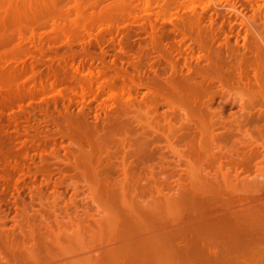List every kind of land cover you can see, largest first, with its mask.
<instances>
[{
    "label": "rangeland",
    "instance_id": "1",
    "mask_svg": "<svg viewBox=\"0 0 264 264\" xmlns=\"http://www.w3.org/2000/svg\"><path fill=\"white\" fill-rule=\"evenodd\" d=\"M60 2L0 4V264H96L124 243L97 242L117 202L164 200L200 172L262 189L264 148L236 145L263 143L264 117L244 114L264 110V0Z\"/></svg>",
    "mask_w": 264,
    "mask_h": 264
},
{
    "label": "bare ground",
    "instance_id": "2",
    "mask_svg": "<svg viewBox=\"0 0 264 264\" xmlns=\"http://www.w3.org/2000/svg\"><path fill=\"white\" fill-rule=\"evenodd\" d=\"M4 1L5 2L7 1L6 6H5L6 3L4 4ZM18 1L19 0H16V1L12 0V2H11L8 0H3L2 3H0V4H2L4 6V8L7 7L6 9L8 11H11V10L13 11V9L19 10L21 5H24V4H28V6L26 5L27 6L26 8H28L29 6L35 7L36 4H40V5L43 4V3H40V2H43L42 0L41 1L39 0L40 1L39 3H36L34 0H32V2L30 0L29 1L27 0L26 2H25V0L24 1L20 0L21 2H23V4H21V5H20L21 2L19 1L20 2L19 3ZM61 1H64V0H61ZM0 2H1V0H0ZM29 2L33 3V5H29V4H31ZM34 2H35V4H34ZM37 2H38V0H37ZM45 2H46V0H44L43 5L48 6V8H50L51 6L49 7L48 0H47L48 4ZM49 2H52V4H50V5L54 6L52 8H57L59 6V4L62 3V2H60V0H51V1L49 0ZM57 4H58V6H57ZM80 4L82 5V2L80 3V0H72V4H70L69 10H71L70 8H72L73 10L75 9L76 12H78L80 14V9L83 6L82 5L80 7ZM148 4H150V3H148ZM2 5L0 7H3ZM89 5H91V4H89ZM95 5H97V4H95ZM17 6H18V9H17ZM68 6H69V4H68ZM11 7H12V9H11ZM23 7H25V6H23ZM112 7H113V5H112ZM45 8H47V7H45ZM63 8H65V7H63ZM114 8H116V7H114ZM83 9H84V7H83ZM81 11H82V9H81ZM105 11H107V10H105ZM99 12H101V11H99ZM7 13H9V12H7ZM15 13H17V12H15ZM19 14H20V12H19ZM19 14L17 13L16 15H19ZM81 14H83V13H81ZM102 14H104V13H102ZM96 16H97V14H96ZM17 17H19V16H17ZM78 17H80V16H78ZM75 18H77V17H75ZM18 19H20V18H18ZM68 19H69V21H72V20H70V18H68ZM14 20H15V18H14ZM243 47H245V46H243ZM241 107H243V106H241ZM187 110H189V109H187ZM198 110H199V108H198ZM250 111H253V110H250ZM187 112L188 111H186V113ZM188 113H190V112H188ZM244 115L246 116L245 117L246 122L250 123V121L255 119V117L257 118V120L262 119L264 117V110H262V108H259L255 112H248ZM187 117L189 119V116H187ZM212 120H213V118H212ZM212 120H211V122H212ZM192 123H194V122H192ZM201 125L203 127V124H201ZM201 125H198V126H200V129H198L200 131H201ZM198 126L196 128H199ZM203 128H205V126ZM210 129H212V127ZM198 130H195V131L197 132ZM229 130H231V128ZM259 130H262V129L260 128ZM204 131H206V129ZM212 131H213V129H212ZM212 131H210V132H212ZM210 132H206V133H210ZM260 132H262V131H260ZM219 133H221V132H219ZM263 133H264V129H263ZM202 134H204V133L202 132ZM227 134H231V133L227 132ZM219 136H220V134L218 135V137ZM227 136H230V135H227ZM215 137H216V134H215V136H212V139H210V140L215 141ZM230 137H232V136H230ZM208 138H210V137L208 136ZM208 138H207V140H208ZM226 138H224V139H226ZM261 138L263 140L262 144H260L257 140L249 141V140L240 139L237 141L236 146H238V144H239V145L243 146L242 148H244V147L250 148L248 155H245L244 154L245 152L243 153L246 156V158H247V156H248V158H250L249 156H251V157L257 156L258 154H260V149H259L260 146L262 148H264V139H263L264 137H261ZM229 139L230 138H228V140ZM190 141L193 142L194 140H190ZM194 142L196 143V141H194ZM197 143L199 144L198 146L203 148V146H201V145H203L204 140H199ZM233 143H235V141ZM194 146H195V144L192 147H194ZM236 146H234V148H233L234 150H236L235 149ZM241 146H239V147L241 148ZM239 147H237V148H239ZM198 148L199 147H197V149H196V147H195L196 150H198ZM205 149H206V147H205ZM196 150L193 149L194 152ZM210 150H212V148ZM222 151H224V150H222ZM199 152L196 151V153H199ZM203 153H206V152L203 151ZM209 153H207V154L209 155ZM227 153L229 154V152H227ZM199 154H197V156L195 155L196 157L194 156L195 157L194 159L200 158V156L203 155V154H201V155H199ZM222 154H224V153H222ZM222 154H220V155H222ZM230 154H233V152H230ZM84 155H85V152H84ZM198 155H199V157H198ZM210 156L215 157V156H212V154ZM241 156H243V155H241ZM201 159H203V158H201ZM243 159H245V158H243ZM250 159H252V158H250ZM196 160H194V161H196ZM204 160L206 161L207 158L206 159L204 158ZM181 161H183V160H181ZM192 161L189 160V163L187 162V165L190 164V162L192 164ZM199 162H200V160H199ZM243 166H248V165H243ZM242 168L246 169L244 167H242ZM94 169L96 171V168H94ZM190 169H188V170H190ZM191 171L188 172V176L192 177L191 174H194V172H191ZM193 171H194V169H193ZM246 172H247V169H246ZM189 173H190V175H189ZM91 174H93V173L91 172ZM196 175L197 174H194L193 178L190 177L191 179H189L188 181H190V180H192V181H190L187 184L182 183L181 182L182 180L179 181L178 182L179 185H178L177 190H176L177 192H174V194L172 193L173 194L172 196L167 195L168 197H165L164 200H161V199L156 200L153 203L147 202V201L141 202V203L136 204V205L134 204V206H131V207H128L130 204L129 205L123 204V206H125L124 208H122L121 205H119V203L117 202V204H115V206L113 208L114 215L111 214V217H112V215H113V217L110 218L111 220L109 218H107L110 220L109 224L106 223L107 228L103 230V228H102L103 226L101 227V230H103L106 238L104 237L105 239H102V241H97V242H100L99 247L104 246L105 244H110V243H115V242H124V243L119 245L118 247L109 248L108 250L105 249L103 251H100V253H98V255H96V257L95 256L93 257L95 259V261H93V263H96V264H264V201H262L263 203L261 201H260L261 203L256 202L255 205L247 206V207L239 209V210L238 209L237 210H231V208L233 209V207L239 203H242L244 201L245 202L246 201H252V200L254 201V199H257L258 197L256 196V194L260 195V192L262 191V189L264 190V181H261V182L259 181L260 184L262 183L261 184L262 186L260 185L262 189H258V188L256 189L254 187L256 184H254V186H252V185H250V186L254 187L255 189L249 190L247 188V190L245 189L244 191H239V190H237L239 188H237V189L234 187L232 188V187H230V184L229 185H227V184L221 185L220 182H218V180L214 181L213 177H212V179H209L208 176H210V173H208L204 176V174L201 175V172H200V175H197V177H196ZM96 176H97V174H96ZM188 176L186 177L187 179L189 178ZM237 177H239V175ZM94 178H96V177H94ZM94 178H93V180H94ZM224 178H225V176H224ZM256 179H258V178L256 177ZM261 180H262V178H261ZM98 182H96V183H98ZM107 182H108V180H107ZM224 182H225V180H224ZM253 182H256V181L253 180ZM259 182H258V184H259ZM108 183H110V182H108ZM242 183H243V181H242ZM250 183L251 182H249L246 186H249ZM233 185H235V184H233ZM235 187H236V185H235ZM244 187L242 188V186H241L242 190L244 189ZM110 188L112 190V187H110ZM117 190L120 191L118 188H117ZM110 191L108 190L107 192L109 193ZM112 191H114V190H112ZM118 191H117V193H118ZM254 195L257 198H255ZM262 198L264 199L263 196H262ZM72 203H73V201H72ZM107 217H109V215ZM109 220H107L105 222H108ZM176 223L179 225L180 224H182V225L177 227V228H174L172 230H169V231L166 230V231H163L160 233H154V232L159 231L160 229L164 228L165 226H167L169 224H176ZM48 226H50V225H48ZM70 227H72V226L70 225ZM58 231H60V230H58ZM64 232H66V231L64 230ZM60 234H61V232H60ZM144 235H146V236H144ZM56 239H57V237H56ZM258 245H259V247L261 245H263V248L254 249V247L258 246ZM36 249H38V248H36ZM36 251L37 250H35L34 252L36 253ZM14 253H16V251ZM47 253H48V251H47ZM38 254H39V252H38ZM38 254L36 253V256ZM40 254H41V251H40ZM15 255H17V253ZM34 255L35 254L33 253L32 257ZM13 256H14V254H13ZM48 256H49V254H48ZM50 256H51V253H50ZM61 256H62V254H61ZM43 257L45 258V256H43ZM51 257H53V256H51ZM57 257L58 256H56L54 258H57ZM13 258L15 259V256ZM19 258H20V256H19ZM23 258H25V257L23 256ZM23 258H22V261L24 260ZM38 258H36L37 260L34 258H31V260L34 259L33 262L29 261L30 259L28 261H25L28 258H26L23 262L20 261V259H19L20 262L15 263V264H40L41 263L40 262L41 257L39 259ZM9 259H11V258H9ZM64 259H65V257H64ZM15 260L18 261L17 259H15ZM50 260H52V259H50ZM43 261H45V260H43ZM43 261H42V264L45 263ZM7 264H9V262ZM10 264H12V263H10ZM46 264H47V261H46ZM69 264H71V263H69Z\"/></svg>",
    "mask_w": 264,
    "mask_h": 264
}]
</instances>
